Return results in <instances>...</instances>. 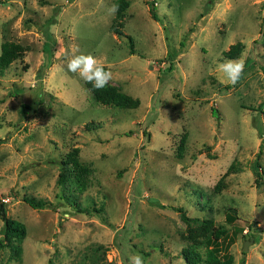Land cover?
<instances>
[{
    "label": "rangeland",
    "instance_id": "374dc122",
    "mask_svg": "<svg viewBox=\"0 0 264 264\" xmlns=\"http://www.w3.org/2000/svg\"><path fill=\"white\" fill-rule=\"evenodd\" d=\"M127 1L115 17L114 0H0V43L26 47L0 71V200L25 225L2 239L0 218V264H192L187 245L264 264V0ZM74 52L136 106L94 101L67 70ZM226 60L252 63L234 86ZM74 146L89 167L80 191L71 173L57 180Z\"/></svg>",
    "mask_w": 264,
    "mask_h": 264
},
{
    "label": "trees",
    "instance_id": "16d2710c",
    "mask_svg": "<svg viewBox=\"0 0 264 264\" xmlns=\"http://www.w3.org/2000/svg\"><path fill=\"white\" fill-rule=\"evenodd\" d=\"M127 0H114V4H118L119 9L115 13V17H119L122 14L123 8L127 5ZM148 10L152 18L156 19L157 14L155 12V6L152 1L148 2ZM111 29L117 33H121L120 29L113 25ZM240 43L238 41L231 43L226 49L222 51L223 55L231 58L235 57L239 51ZM26 47L21 45L18 42L5 40L0 43V71L4 69L11 60L20 55ZM132 52V51H130ZM244 73H246L251 67L252 63L246 61L244 63ZM85 86L90 91L93 100L99 102L100 104L117 106V107H133L136 106L138 100L126 95L124 92L119 90L116 86L108 84L104 89L96 90L93 88L91 83L84 81ZM27 107L30 109L29 105L22 104V108ZM211 112L214 117H216L215 110L211 108ZM182 147V142H179L177 149H179L178 154L180 153V148ZM77 147H71L65 153V158L61 161V167L58 171L57 180L64 182L68 174L72 175V184L77 190H82L87 182V174L89 172V167L80 162L77 154ZM230 167L228 166L226 170L217 178L213 188L217 190L221 185V182L224 176L229 172ZM256 171V169H254ZM22 199L32 208H40L47 206L50 201L47 199H37L30 196H23ZM6 207L4 201L0 200V218L2 220V239L17 238L20 239L25 234V225L20 220L11 218L6 215ZM224 217L227 221L234 220L236 215V209L234 206L227 205L224 211ZM216 231V230H215ZM217 232L220 233V228H217ZM2 239H0V246L2 245ZM181 254L184 259L192 264L198 261H202V264H230V256L220 257L216 250L213 247H207L204 250V256L195 249L192 245H187L182 248Z\"/></svg>",
    "mask_w": 264,
    "mask_h": 264
},
{
    "label": "clouds",
    "instance_id": "9594fccd",
    "mask_svg": "<svg viewBox=\"0 0 264 264\" xmlns=\"http://www.w3.org/2000/svg\"><path fill=\"white\" fill-rule=\"evenodd\" d=\"M119 9L118 4H112L108 11L114 15ZM243 60H226L218 65V70L223 74L221 83L235 85L244 72ZM67 70L78 76L87 83H91L96 90L104 89L112 80V72L106 70L105 64L91 54H76L75 52L67 61ZM130 264H144L140 254L129 257Z\"/></svg>",
    "mask_w": 264,
    "mask_h": 264
},
{
    "label": "water",
    "instance_id": "95a60500",
    "mask_svg": "<svg viewBox=\"0 0 264 264\" xmlns=\"http://www.w3.org/2000/svg\"><path fill=\"white\" fill-rule=\"evenodd\" d=\"M245 248H246V244L243 243V245H242V250H245Z\"/></svg>",
    "mask_w": 264,
    "mask_h": 264
}]
</instances>
